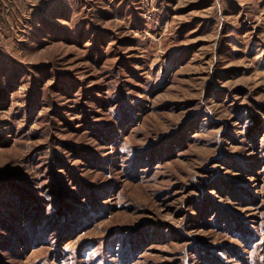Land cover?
I'll use <instances>...</instances> for the list:
<instances>
[{"label":"rangeland","instance_id":"374dc122","mask_svg":"<svg viewBox=\"0 0 264 264\" xmlns=\"http://www.w3.org/2000/svg\"><path fill=\"white\" fill-rule=\"evenodd\" d=\"M0 264H264V0H0Z\"/></svg>","mask_w":264,"mask_h":264}]
</instances>
